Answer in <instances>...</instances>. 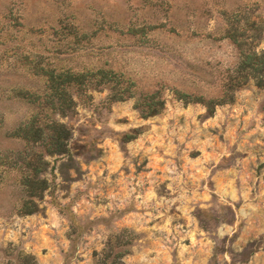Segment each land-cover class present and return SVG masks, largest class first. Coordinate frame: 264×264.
Here are the masks:
<instances>
[{
    "label": "rangeland",
    "instance_id": "obj_1",
    "mask_svg": "<svg viewBox=\"0 0 264 264\" xmlns=\"http://www.w3.org/2000/svg\"><path fill=\"white\" fill-rule=\"evenodd\" d=\"M252 50L264 0H0V264H264ZM51 71L85 75L64 114ZM34 115L70 133L44 164L14 135Z\"/></svg>",
    "mask_w": 264,
    "mask_h": 264
},
{
    "label": "trees",
    "instance_id": "obj_2",
    "mask_svg": "<svg viewBox=\"0 0 264 264\" xmlns=\"http://www.w3.org/2000/svg\"><path fill=\"white\" fill-rule=\"evenodd\" d=\"M234 34H230L233 38ZM238 73L248 72L249 76H253L256 80V86L264 89V50L260 53L255 50L242 52L240 57V62L237 68ZM98 74L105 73V71L98 70ZM47 80V90L50 92L48 94L49 101L42 106L51 110V112H56L58 114H64L66 110H69L72 105V98L66 90L67 86L73 84H80L83 82V73H73V72H46L43 74ZM241 76H237L236 80L240 79ZM60 78V82L56 85L55 81ZM69 94V95H68ZM69 97L67 100L66 98ZM30 100H34L28 97ZM45 117L37 118L33 116L31 119L26 121L23 125L19 126L14 135L22 138L27 144L30 145L31 149L33 145L39 146L41 149H36L33 151V159L38 163L44 164V155L47 154H64L66 153V145L69 139L70 133L68 128L63 123L57 122L54 119H49ZM41 166V165H40ZM35 165L33 162L28 161L25 163L24 168L29 172H33L32 176L25 177V185L32 188L30 194L33 195V188L36 184H43L44 179L37 177V174L43 170L42 167ZM30 203H33L31 200ZM28 203L24 202L23 209L25 212L29 213L31 209L28 208Z\"/></svg>",
    "mask_w": 264,
    "mask_h": 264
}]
</instances>
